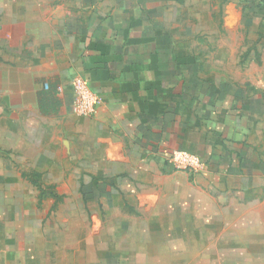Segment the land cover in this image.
I'll list each match as a JSON object with an SVG mask.
<instances>
[{
  "label": "rangeland",
  "instance_id": "374dc122",
  "mask_svg": "<svg viewBox=\"0 0 264 264\" xmlns=\"http://www.w3.org/2000/svg\"><path fill=\"white\" fill-rule=\"evenodd\" d=\"M120 1L19 0L20 11L53 26L67 17L70 29L109 17ZM144 4L131 0L132 13L157 17L181 58L253 91L243 95L252 150L215 171L200 157L198 168H183L172 155L186 150L148 149V134L136 132L129 166H114L91 157L89 126L43 122L18 143L17 163L0 164V264H264V0ZM212 121L203 139L226 143Z\"/></svg>",
  "mask_w": 264,
  "mask_h": 264
},
{
  "label": "crops",
  "instance_id": "0c3cea01",
  "mask_svg": "<svg viewBox=\"0 0 264 264\" xmlns=\"http://www.w3.org/2000/svg\"><path fill=\"white\" fill-rule=\"evenodd\" d=\"M130 1L118 2L105 19L93 15L70 29L67 17L53 26L20 11L19 0H0V143L11 147L0 153L10 160L0 164L17 163L18 143L33 140L30 134L43 122L64 119L89 126L97 149L91 157L101 155L114 166H129L128 137L136 132L148 134L146 148L186 150L211 171L214 164H234L236 153L249 155L244 133L251 132L245 127L254 113L250 105L243 109V95L253 91L242 81L212 78L205 62L181 58L177 37L157 17L132 13ZM74 76L87 79L101 98L89 118L72 114ZM208 119L222 125L226 143L215 144L212 135L203 139Z\"/></svg>",
  "mask_w": 264,
  "mask_h": 264
},
{
  "label": "built area",
  "instance_id": "2783aa9c",
  "mask_svg": "<svg viewBox=\"0 0 264 264\" xmlns=\"http://www.w3.org/2000/svg\"><path fill=\"white\" fill-rule=\"evenodd\" d=\"M73 90V99L71 102V111L73 114L83 117H90L97 111L98 106L101 104L100 96L95 93L89 86L87 79L81 76H74L71 82ZM44 90L49 89L48 84L43 85ZM62 89L57 88V93ZM174 163L185 168L196 169L200 166V160L197 156L186 152H176L172 155Z\"/></svg>",
  "mask_w": 264,
  "mask_h": 264
},
{
  "label": "trees",
  "instance_id": "16d2710c",
  "mask_svg": "<svg viewBox=\"0 0 264 264\" xmlns=\"http://www.w3.org/2000/svg\"><path fill=\"white\" fill-rule=\"evenodd\" d=\"M47 90H48V89H47ZM47 90H46V91H47Z\"/></svg>",
  "mask_w": 264,
  "mask_h": 264
}]
</instances>
